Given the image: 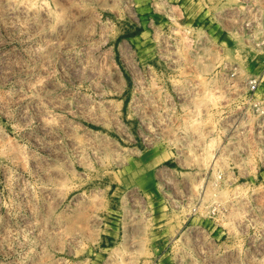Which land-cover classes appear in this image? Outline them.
Here are the masks:
<instances>
[{"label": "rangeland", "instance_id": "1", "mask_svg": "<svg viewBox=\"0 0 264 264\" xmlns=\"http://www.w3.org/2000/svg\"><path fill=\"white\" fill-rule=\"evenodd\" d=\"M243 1L0 0V264H264Z\"/></svg>", "mask_w": 264, "mask_h": 264}, {"label": "built area", "instance_id": "2", "mask_svg": "<svg viewBox=\"0 0 264 264\" xmlns=\"http://www.w3.org/2000/svg\"><path fill=\"white\" fill-rule=\"evenodd\" d=\"M238 15V32L261 53L258 59L259 72L244 79L245 85L241 102L226 122L230 137L240 138L245 147L255 146L259 155L264 156V95L260 88L264 83V6L250 0L243 1ZM257 62V61H256ZM238 64L231 72L237 74Z\"/></svg>", "mask_w": 264, "mask_h": 264}]
</instances>
